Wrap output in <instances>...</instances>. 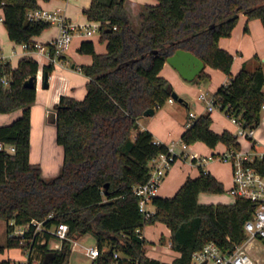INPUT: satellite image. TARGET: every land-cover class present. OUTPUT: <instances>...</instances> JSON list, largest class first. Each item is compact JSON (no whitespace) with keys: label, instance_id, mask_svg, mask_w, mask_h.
Instances as JSON below:
<instances>
[{"label":"trees","instance_id":"obj_1","mask_svg":"<svg viewBox=\"0 0 264 264\" xmlns=\"http://www.w3.org/2000/svg\"><path fill=\"white\" fill-rule=\"evenodd\" d=\"M127 1L91 0L83 7L89 20H100L106 50L97 51L91 37L83 38L77 47L92 55L90 63L80 64L89 76L86 93L82 98L62 93L53 106L56 140L63 146L64 157L58 172L49 177L43 175L39 162L30 159L31 104L37 90L24 85V80L36 75L38 60L30 54L22 55L15 66L7 58L0 60V112L21 108L17 117L0 123V140L15 146L13 151L0 148V217L6 220L7 232L0 254L6 248L32 246L34 252L26 264H35V257L40 259L38 264H66L72 238L90 232L101 249L91 264H107L115 249L136 264H191L192 253L209 240L232 249L246 239L244 223L256 203L240 195L233 201H200L202 191L226 189L201 164L198 174L188 175L173 194L154 195L151 214L139 209L140 195L133 187L149 177V161L167 150V144L155 142L153 132L141 128L138 119L146 108H157L172 96L173 85L160 70L167 55L182 47L228 74L229 80L212 93L220 107L228 105V114L247 123L257 121L264 98L263 64L248 68L243 63L233 73L234 53L222 47L219 39L232 34L241 11L248 19L260 18L264 26V0L146 1L136 21L129 15ZM39 6L40 0L4 1L3 22L12 40L32 42L51 24L28 18L27 11ZM245 29H249L247 23ZM53 68L54 62L45 63L43 77H49ZM3 76L9 78L7 84ZM209 77L204 68L194 79ZM212 121L211 111L200 113L181 139L188 144L202 140L211 147L219 142L241 147L233 130H215ZM252 164L264 174V155L255 157ZM33 218L42 220V229L34 231L32 224L23 234H10L14 225ZM60 221L69 225L68 238L61 239L60 247H52L55 235L49 228ZM157 221L170 228L171 246L180 251L171 261L148 255L147 239L136 230ZM165 239L162 233L160 241ZM12 262L21 264L0 258L2 264Z\"/></svg>","mask_w":264,"mask_h":264},{"label":"crops","instance_id":"obj_2","mask_svg":"<svg viewBox=\"0 0 264 264\" xmlns=\"http://www.w3.org/2000/svg\"><path fill=\"white\" fill-rule=\"evenodd\" d=\"M146 1L154 2L156 0H128L127 1V9L129 15H136V13L140 10L142 4ZM91 0H40L41 6H45L48 8H60L68 18L75 20L76 22H86L89 21L86 14L83 12V7L88 6ZM3 9L0 7V51L5 55L7 59H9L12 65H16L18 63L19 58L24 54H30L34 56L39 63V68L36 73V99L31 104V149H30V159L34 162H39L42 166V173L44 176H51L58 172L64 157L63 146L57 142L56 140V111L54 110V104L59 100V97L62 93L71 94L75 97L82 98L86 93V81L89 79V76L86 75L81 69V63H90L92 61V55L90 53L80 52L77 47L81 40L85 37H92L91 35H76L71 43L70 48L65 51L61 58L54 63V68L51 71L48 77V86L43 85V66L48 62V54L45 50H39L37 48H28L24 47L22 43L16 42L12 40L7 32V29L3 22ZM257 18V17H254ZM254 18L248 19L246 14L241 11L238 21L232 30V34L228 36H221L219 39V44L222 47L232 51L234 53V61L232 63V72L235 73L238 69H234V62L238 57H242L243 59L246 56H249L250 53L245 52V46L243 45L245 41H248L253 29V21ZM260 19V18H259ZM248 23L249 29H245V24ZM263 25V24H262ZM264 27V26H263ZM59 31L57 24H53L50 28L44 29L41 33L36 34L32 37L33 41H38L43 44H47L52 38H54ZM239 37V41H235V36ZM97 51H105L104 48H97ZM237 52V53H236ZM258 55L259 53L256 52ZM264 59V53L262 54ZM263 64V63H262ZM258 65V64H257ZM256 66V65H255ZM264 67V66H263ZM205 70L210 74V79H213L215 76L220 77V81L215 83L211 81L210 87L212 88V92L208 94H212L217 87L221 83H226L229 79V76L226 72L220 70L219 68L212 67L210 65L205 66ZM178 70L167 60L164 62L160 73L165 75L171 83L176 82L177 90L183 95L185 105L188 106V111L186 113V117L184 121H179L177 117L173 116L169 111L165 109H161L157 117L152 116L149 117L146 121H142L143 117L146 115H142L139 117L138 122L141 128H149L155 138H158L160 141L168 144L171 141H176L177 146L178 142L181 139V134L183 130L188 126L187 122L189 120L188 112L189 110H194L196 115L198 116L200 113L206 112L205 102L200 99L204 105L198 104L195 108L190 107V103L187 99H191L192 95L189 92L190 86L184 84L179 80V75L177 74ZM207 79V78H200ZM195 83H197L195 81ZM207 93V92H206ZM193 98V97H192ZM169 100V99H168ZM173 102V100H169ZM157 108H155L154 113ZM220 111V110H219ZM222 111V110H221ZM21 113V108L15 109L10 112H0V123L9 122L15 117H17ZM153 113V114H154ZM213 121L212 127L215 130L221 131L224 128L232 129L231 124H233L228 115L222 111V113L217 112L213 113ZM164 117V118H163ZM160 124V125H159ZM234 125V124H233ZM235 126V125H234ZM134 131V135H135ZM176 136L178 139H173ZM199 141V140H197ZM197 141L193 143L187 144L191 147L193 144L197 143ZM178 148V147H177ZM214 148V150L212 149ZM210 152L204 154H210L216 151H223L227 148L226 144L223 142H219L215 147H212ZM182 149V148H178ZM186 151V149L184 148ZM187 152V151H186ZM188 153V152H187ZM203 154V153H200ZM189 155V153H188ZM179 159V158H177ZM176 160L172 163L170 168L167 170V173L160 183L157 193L160 195H171L173 194L179 185L185 180L188 176V171L182 170L178 168L176 164ZM194 163L193 161L190 162ZM192 165V164H191ZM205 169H209L212 171L220 180L224 182L225 187L228 189L232 183V168L231 164L228 161H223L220 159H211L206 161L203 164ZM199 172V168H198ZM192 174L196 175L198 174ZM48 174V175H46ZM207 193V194H206ZM235 197V195H234ZM199 199L202 202H217L222 201L217 194L212 192L202 191L199 195ZM234 198L230 201H233ZM149 206L155 209V205L152 203V206ZM157 225L156 235L152 238L150 245L144 243L146 253L150 256L160 258L162 260L171 261L175 256L180 254V251L174 249L171 246V241L168 239V242L162 243V245L158 244L160 240L161 233H167L169 236L171 234L170 228L163 222L157 221L155 222ZM142 232L147 238L148 234L151 232L148 229V224L144 225L142 228ZM155 233V231H154ZM165 235V234H164ZM7 237V232H6ZM166 237V235H165ZM166 240V239H165ZM6 242V240H5ZM4 242V243H5ZM0 243V244H4ZM21 252H25L23 247H19ZM73 248V247H72ZM11 248H6L1 254L0 258H12L20 262L21 264L25 263L26 260L23 259L22 254L11 255ZM40 261L39 258L35 257L33 262L38 264ZM12 262L11 264H13ZM2 264V263H0ZM69 264V261L66 263Z\"/></svg>","mask_w":264,"mask_h":264},{"label":"built area","instance_id":"obj_3","mask_svg":"<svg viewBox=\"0 0 264 264\" xmlns=\"http://www.w3.org/2000/svg\"><path fill=\"white\" fill-rule=\"evenodd\" d=\"M4 1L5 0H0V7ZM27 16L32 20L43 19L57 24L59 28L57 35L47 44L38 41L22 42L24 47L45 50L48 54V62L52 61L54 63H56L61 58L62 54L70 48L72 40L76 35H91L95 31H99L100 25V20L76 22L68 18L60 8H48L45 6L29 9L27 11ZM1 59H6V57L0 51V60ZM2 80L5 84L9 82L7 76H3ZM262 90L264 92V81ZM199 98L205 102L206 111L212 112L216 109L224 111L228 115L230 121L235 125L234 134L246 138L250 143V148H244L242 144L239 148L228 146L223 151L193 155L191 156V160L201 165L215 158L230 162L232 168V183L228 190L233 195L250 198L256 204L251 216H249L244 223L247 232V237L244 241L236 244L232 249H224L214 240H209L192 253L191 264H264V260L252 256L248 250V243L250 241L264 236V174L252 164V160L255 157L264 155V147L258 148L262 142L255 136L257 128L260 126L264 127V98L261 102L259 118L251 124L241 120L234 114H228L226 112L228 105H226L225 108L220 107V104L216 102L213 94L201 91ZM169 100H173V97L170 96ZM188 115L189 120L187 124L190 125L197 115L194 110H189ZM154 141L159 142L160 140L154 138ZM180 141L184 142L182 139H180ZM186 144L188 143L184 142V145ZM0 148L13 151L15 146L14 144L0 140ZM187 157L188 153L184 148L178 149L176 141H171L167 144V150L160 151L149 161L151 167L149 177L144 182L135 184L133 187L134 192L140 195L139 209L143 211L145 215H149L154 211L149 204L152 203V197L156 195L158 187L164 179L169 167L177 158L185 159ZM11 222H13V220H11ZM32 224L35 225L34 231L43 228L42 220L33 218L25 224L14 225L10 234H23ZM68 229L69 225L65 221H60L53 228H49L59 240L56 241V247L61 246V239L68 238ZM136 230L139 232L140 236H144L140 226H138ZM76 243H78L77 238H72V247ZM82 248L85 254L89 255L92 259L101 252L97 243L89 245L82 244ZM24 251L28 258V256L34 252V248L32 246H27L24 247ZM26 261L23 264H26ZM107 264H136V261H131L130 256L124 255L120 250L115 249Z\"/></svg>","mask_w":264,"mask_h":264},{"label":"rangeland","instance_id":"obj_4","mask_svg":"<svg viewBox=\"0 0 264 264\" xmlns=\"http://www.w3.org/2000/svg\"><path fill=\"white\" fill-rule=\"evenodd\" d=\"M133 20H138V16L137 15H133L132 16ZM255 21H253V29H252V33L250 35V38L248 41L244 42V46H245V52H249L250 55L246 56V58H242V57H238L236 59V62H234V69H238L239 65L241 64H245L248 68H254L255 65L259 64L260 62L263 63L264 66V59L263 58V53H264V27L262 25V22L259 18H254ZM54 23H51L48 27L50 28ZM248 24V23H247ZM46 27V28H48ZM45 28V29H46ZM95 41V46L97 48H105L106 47V41L105 40H101L100 39V32L99 31H95L92 35V37ZM235 41H239V37L236 35L235 37ZM256 52L259 53L258 57L255 56ZM237 53V52H236ZM221 70V69H220ZM178 72V71H177ZM179 75V80H181V82H183L184 84H187L188 86H190L189 92L192 95L191 99L189 98H185L189 101L190 103V107L193 109L197 106L198 104H202L204 105V103L198 99V93L200 91H204L207 93H211L213 90L210 87L211 81H213V79L207 78V79H200V78H196L193 80H188L186 78H184L179 72L177 73ZM215 83H218L220 81V77L215 76L213 77ZM195 81L197 83H195ZM177 82V81H176ZM176 82H173V88L174 90L179 94V96L183 95L177 90L176 88ZM173 97V96H172ZM161 109H165L167 111H169L173 116L177 117V119L179 121H184L185 117H186V113L188 111V106L185 105V103L181 100H179L176 97H173V102H170L168 99L164 102V104H162L161 106L157 107V110L154 114H150V115H146L143 117L142 121H146L149 117L155 116L157 117L159 114V111ZM220 109H216L212 111L213 113H217L220 112L222 113V111ZM164 118V117H163ZM160 125V124H159ZM232 129L234 131L235 126L233 124H231ZM255 136L258 137L260 139V141L262 142V144H260L258 146V148H263L264 147V127L260 126L257 128ZM173 139H178V137L173 136ZM238 139L240 140L242 146L244 148H250V143L249 141L244 138L243 136H238ZM178 148H185L186 151L189 153L187 158H179L176 159V164L178 166V168L188 171V175H192L198 172V163H191V156L193 155H198L200 153H207L211 151V146H209L207 143H205L202 140L197 141V143L193 144L191 147H189L187 144L184 145V142L179 141L178 142ZM214 150V148H212ZM170 168V167H169ZM48 175V174H46ZM49 177V176H46ZM214 194H217L220 199H222V201H230L234 198V195L226 188L224 191L221 192H212ZM207 194V193H206ZM150 205L152 206V203H150ZM160 227L157 228V225L155 223H149L148 224V229L151 231L148 236H147V240L146 243L148 245H150L152 238L154 235H156V231L157 229H159ZM155 231V233H154ZM162 234V233H161ZM166 235V240L162 243H167L168 239H169V235L167 233H164ZM155 237V236H154ZM6 240V220L2 217H0V243H4ZM56 241H59L56 237H53L50 240V245L52 247H56ZM78 243L74 244L73 248H72V252L70 255V259H69V264H91L92 258L85 254L83 248H82V244L83 245H89V244H95L96 243V238L95 236L90 233L87 232L85 234H83L82 236H80L79 238H77ZM160 240L158 241L159 245H162V243ZM24 248V247H23ZM248 250L251 253L252 256L254 257H258L260 260H264V239L263 237H258L253 239L252 241H250L248 243ZM11 255H15V254H22L23 259L27 260V255L25 252H21L19 247H12L11 251H10Z\"/></svg>","mask_w":264,"mask_h":264},{"label":"water","instance_id":"obj_5","mask_svg":"<svg viewBox=\"0 0 264 264\" xmlns=\"http://www.w3.org/2000/svg\"><path fill=\"white\" fill-rule=\"evenodd\" d=\"M166 60L170 62L178 72L186 79L193 80L204 68L205 61L195 52L178 47L174 52L167 55ZM26 86H36V75L32 74L24 80ZM43 85L46 87L49 85L48 75L43 77ZM172 96L182 100V96L174 90ZM155 107H148L144 110L143 115L153 114Z\"/></svg>","mask_w":264,"mask_h":264}]
</instances>
